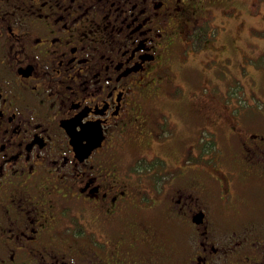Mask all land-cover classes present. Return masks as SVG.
<instances>
[{"label":"flooded vegetation","instance_id":"af4514ba","mask_svg":"<svg viewBox=\"0 0 264 264\" xmlns=\"http://www.w3.org/2000/svg\"><path fill=\"white\" fill-rule=\"evenodd\" d=\"M244 1L0 0V264H264V65L228 102L167 60Z\"/></svg>","mask_w":264,"mask_h":264},{"label":"rangeland","instance_id":"374dc122","mask_svg":"<svg viewBox=\"0 0 264 264\" xmlns=\"http://www.w3.org/2000/svg\"><path fill=\"white\" fill-rule=\"evenodd\" d=\"M244 2V6H246L248 0ZM236 23V21L230 20L224 23L225 28L223 29L210 26L206 29L204 33L205 40H210L213 43L205 46V48L208 49L207 52H210L205 57L203 56L204 53L195 51L196 55L189 57L193 59H189V61L183 63L181 61L183 57L187 55V50L178 49L169 55L168 61L172 64V66H170L173 70H176L175 74H173V79L177 82H181L189 93L191 92L197 95L207 93L210 97H212L214 93L218 96V99L228 102L232 101L234 98L239 99L242 97V99H245L248 97L250 99L256 96L258 89L253 87H255V84L261 83L262 80L253 81L252 70L254 69L255 63L264 65V56L257 57L254 52H252L251 44L253 37H251V35L262 34L264 32V26L257 29L256 26L252 25L249 27L250 30L247 31L246 25H243L239 31L237 30ZM248 33L251 35L249 36ZM245 37L248 38L244 39ZM230 38H233V41L230 42ZM193 48L195 47L193 46ZM204 67L206 69H204ZM207 69L211 71L206 72ZM260 77L264 78L263 71H261ZM205 78L207 80L206 82ZM215 84H218V88ZM236 84L237 87L235 88ZM260 87L264 91L262 84H260ZM253 90H255V93L252 92ZM205 98L208 97L199 96L195 98L194 102L199 103ZM159 100L160 99H158V101ZM209 100L213 101L214 99L212 97L209 98ZM158 101L155 103L157 108L161 107ZM256 101L260 106L263 104L261 101L264 102V97ZM205 160L206 159L203 161ZM169 168H171V166ZM206 186L212 189L208 180ZM157 223H159V225L165 224L161 221Z\"/></svg>","mask_w":264,"mask_h":264}]
</instances>
